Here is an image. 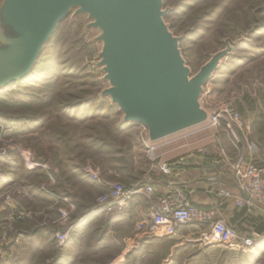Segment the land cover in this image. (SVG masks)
Wrapping results in <instances>:
<instances>
[{"label":"rangeland","instance_id":"obj_1","mask_svg":"<svg viewBox=\"0 0 264 264\" xmlns=\"http://www.w3.org/2000/svg\"><path fill=\"white\" fill-rule=\"evenodd\" d=\"M163 11L191 76L232 46L200 103L209 115L230 108L240 124L195 130L185 139L187 146L204 145L203 154H196L232 177L242 147L246 162L258 163L255 153L264 157V0H165ZM89 23L73 11L44 47L32 86L0 89V264H253L260 258L264 264V248L255 254L239 244L206 246L192 233L195 225L151 237L139 234L134 222L115 225L114 216L94 218L93 209L81 214L75 198L96 203L102 177L130 187L152 162L138 125L125 124L109 98L100 106L110 84L100 66L101 31ZM82 169L83 183L76 179ZM62 211L71 213L68 227L83 221L58 246Z\"/></svg>","mask_w":264,"mask_h":264},{"label":"water","instance_id":"obj_2","mask_svg":"<svg viewBox=\"0 0 264 264\" xmlns=\"http://www.w3.org/2000/svg\"><path fill=\"white\" fill-rule=\"evenodd\" d=\"M165 0H4L0 6V89L24 81L60 24L74 11L101 31L100 66L110 87L102 92L125 124H142L152 142L206 123L205 86L232 51L212 56L191 76L180 41L166 25ZM206 164V163H204ZM211 166V164H208ZM220 166H217L219 169ZM241 197H249L237 185Z\"/></svg>","mask_w":264,"mask_h":264},{"label":"built area","instance_id":"obj_3","mask_svg":"<svg viewBox=\"0 0 264 264\" xmlns=\"http://www.w3.org/2000/svg\"><path fill=\"white\" fill-rule=\"evenodd\" d=\"M240 121L239 113L228 107H222L219 112L210 114L208 121L198 127L211 129L213 126L218 127L223 124L228 130H231V123L240 124ZM138 127L146 153L150 160L156 164L153 165V168L158 169L165 176L173 175L174 170L171 167L173 163L159 160L154 155L156 150L164 146L173 147L171 154L178 161L193 153L203 154L204 152V145L187 146L186 144L178 143L181 138H187L192 135L191 133H184L198 127L155 142L150 141L148 129L144 125L138 124ZM178 144H181L178 147L179 151L174 148ZM243 158L242 155L234 163L231 174L240 191L249 197V201L241 198L237 190L236 193H233L232 190L220 188L217 194L223 199L236 200L239 207L246 204L251 208L256 204L264 203V161L260 163L246 162ZM90 176L96 179L95 175ZM137 194L144 196L149 206L148 218L136 224L139 234L145 235L149 233L151 237H170L177 233L179 227L196 225L201 226L205 231L200 242L206 246L218 244L222 247H232L239 244L243 247H252L259 238L257 234L249 236L240 234L237 229L220 218L215 209L192 204L188 199L187 190L181 184L171 185L165 195H159L150 180L144 185L131 188L121 184H109L107 191L98 197L96 206L91 211V214L120 216L125 212L129 200ZM70 216L71 213L68 211L61 212L58 223L63 225L65 229L55 234V241L58 246H65L71 239L74 227L67 226L71 220Z\"/></svg>","mask_w":264,"mask_h":264},{"label":"crops","instance_id":"obj_4","mask_svg":"<svg viewBox=\"0 0 264 264\" xmlns=\"http://www.w3.org/2000/svg\"><path fill=\"white\" fill-rule=\"evenodd\" d=\"M163 148H167L166 151H162ZM171 149L172 147L170 146H164L157 151L156 156L161 161H168L171 164H175L173 175L169 177L163 175L158 169L153 168L154 162H151L147 167L145 166L146 164L142 166L144 173H142L141 176L137 178V181L133 182L130 187L144 185L150 180V183L154 185L156 192L159 195H165L168 193L171 185L181 184L187 190L188 199L192 204L215 209L220 218H222L230 226L237 229L242 235L249 236L252 234H257L259 238L255 241L254 246L250 248V250L253 249L255 254H257V250H261L259 249L260 247L264 248V203L256 204L251 208L246 204L239 207L237 201L234 199L220 198L217 194L220 188H227L232 190L233 193H236L237 189L234 188L236 183L233 177H228L225 175L221 166L218 169L217 166L219 165L215 161H212V159L208 158V162H205V159L196 153L188 155L187 157H184L183 160L178 161L176 160L177 158L174 159L173 155L171 154ZM240 151L241 155L246 153L243 147L240 149ZM137 154H140L138 156L140 158L142 157L141 154H143V151L140 150L139 153H136V155ZM253 156L256 158L255 160L258 163L264 161V157L263 159L260 158L259 153H255ZM208 164H211V166H208ZM220 170L221 172H219ZM81 172L82 173L78 171L80 174H78L79 176L76 177V179L78 180L80 178L79 182L83 183V180L85 178L87 179V175L84 169H82ZM102 181V183L98 182L102 188L100 195L105 193L109 186V182H107L106 179H103V177ZM75 201L76 205L80 206L81 209H84V212L81 214L87 213L88 211L90 212L93 209L95 203V200H93L91 204L88 203L89 205H86V203H81L77 197L75 198ZM89 212L87 214H89ZM148 216V202L144 196L137 194L129 200L126 210L122 215L116 216L114 219L111 218L113 216H109L107 214H98L93 217L106 219L111 218L115 225L121 226L127 225L128 222H134L137 224L140 221L147 219ZM81 220L82 217H80L79 221L74 224V231L77 228V224L79 225V223H81ZM192 228H195L192 230V233L197 237L201 238L203 236L205 231L202 227L195 225ZM184 229V226L179 227L177 233L179 234ZM196 241L198 242V240ZM262 259L260 258L259 260H255V263L253 262V264H260ZM246 263L248 264V262Z\"/></svg>","mask_w":264,"mask_h":264},{"label":"trees","instance_id":"obj_5","mask_svg":"<svg viewBox=\"0 0 264 264\" xmlns=\"http://www.w3.org/2000/svg\"><path fill=\"white\" fill-rule=\"evenodd\" d=\"M36 67H37V66L34 67L32 73L27 77V79H25V80L22 81V82H19L18 84H23V83L27 82V83H29L30 86H32L31 83H30V81H32V80H33V77L35 76L34 73H36V72H34V71H35ZM46 73H49V71H46ZM33 75H34V76H33ZM33 81H34V80H33ZM104 99H106V98L104 97V98L101 99V103H102V104H101L100 106H103V104H104V102H105V101H103ZM99 102H100V101H99ZM108 108L111 110V109L113 108L112 104L109 105ZM199 156H202V158L205 159L204 161H205V162H208V157H207V156H204V155H199ZM171 167H172V169L174 170V169H175V164L173 163V164L171 165ZM219 172H221V170H220ZM127 188H131V187H127ZM237 231H238V230H237ZM234 254L237 255L238 253H233L231 256H233ZM245 261L248 262V260H245Z\"/></svg>","mask_w":264,"mask_h":264},{"label":"bare ground","instance_id":"obj_6","mask_svg":"<svg viewBox=\"0 0 264 264\" xmlns=\"http://www.w3.org/2000/svg\"><path fill=\"white\" fill-rule=\"evenodd\" d=\"M22 82V81H21ZM19 83V82H18ZM18 83H16V84H18ZM15 84V85H16ZM14 86V85H13ZM12 87V86H11ZM9 88V87H8ZM10 89V88H9ZM205 126V125H204ZM214 127V126H213ZM212 127V128H213ZM203 127H198V128H196V129H193V130H191V131H189V132H186V133H184V134H187V133H192V132H194L195 130H199V129H202ZM205 128V127H204ZM182 135V134H181ZM181 137V136H180ZM185 138L186 137H184V138H181L179 141H178V143H180L181 142V144H188V141L187 142H185ZM183 139H184V141H183ZM173 140V139H172ZM186 140H187V138H186ZM181 144H178V145H176L174 148L176 149V150H178V147L181 145ZM172 149H173V147H172ZM240 194V193H239ZM241 196V195H240ZM242 198V197H241ZM236 201V200H235Z\"/></svg>","mask_w":264,"mask_h":264}]
</instances>
